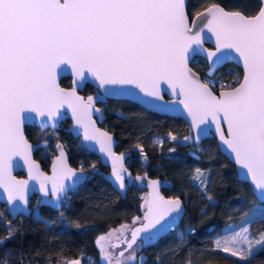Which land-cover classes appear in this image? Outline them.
<instances>
[{"label":"snow or ice","instance_id":"snow-or-ice-1","mask_svg":"<svg viewBox=\"0 0 264 264\" xmlns=\"http://www.w3.org/2000/svg\"><path fill=\"white\" fill-rule=\"evenodd\" d=\"M261 4L254 16L213 4L204 12L194 13L196 19L189 24L186 0H0V187L5 189L7 199L28 203V182L12 175L14 157L24 159L30 175L36 170L40 191L45 195L51 191L57 201L61 194L90 179L83 167L78 173L67 165L62 148L52 165V176L41 173L31 160L32 145L23 131L25 113L35 112L55 127L65 105L71 109L75 124L83 128L84 138L98 141L100 150L112 157V175L124 189L125 174L131 177V173H126L123 166V154L116 156L112 137L96 128L92 115L100 109L94 107L95 98L88 96L85 100L75 86L92 78L99 87L135 85L145 96L160 97L159 85L166 82L183 96L180 103L195 127L215 124L220 140L246 170L253 195L260 201L255 205L259 209L256 214L264 217V0ZM206 29L215 37L214 51L203 47L205 39H211L204 36ZM233 52L242 60L243 80L236 87L229 85L230 90L221 91L219 96L188 66L194 55H204L216 66L225 59L237 58ZM61 65H70L76 77L70 90L57 82V70H67ZM222 121L227 122V136ZM42 126L48 125L42 121ZM189 139L184 137L185 141ZM196 172L194 179L206 191V180L201 179L204 174L200 169ZM68 179L70 183H65ZM48 181L52 182L50 190ZM151 185L152 199L145 201L146 223L132 229L130 239L122 234L117 237L126 247L117 255L101 243L113 232L97 239L106 264L136 260L133 245L137 240L142 245L167 231L175 220L173 214L180 212L179 198L166 200L158 193L159 182L152 181ZM11 235L9 232L4 239ZM261 247L264 232L257 238L249 227L215 241L216 249L243 261L253 258ZM143 259L140 257L141 262ZM0 264H7L6 258L0 257ZM63 264L81 261L64 260ZM184 264L193 261L189 258Z\"/></svg>","mask_w":264,"mask_h":264},{"label":"trees","instance_id":"trees-1","mask_svg":"<svg viewBox=\"0 0 264 264\" xmlns=\"http://www.w3.org/2000/svg\"><path fill=\"white\" fill-rule=\"evenodd\" d=\"M206 2L189 0L188 8L193 10ZM190 65L206 82H213L209 84L214 90L234 85L242 74L238 65L228 61L217 67L213 75H206L207 63L199 55L190 60ZM60 83L69 85L70 77L62 76ZM93 89L86 83L80 91L88 93ZM98 104L105 113L102 123L119 139L116 149L129 151L128 168L133 173L147 172L161 177L163 193L180 196L184 202L185 212L179 222L154 243L140 246L139 251H144L146 256L139 264H184L189 258L193 264H264V247L257 249L249 261L215 248L216 236L224 232L228 223L246 217L252 235L259 236L264 232V217L256 214L259 209L255 205L260 201L247 181L236 176L233 163L219 150L214 136L204 137L198 144L191 137L185 141L184 137L191 135L190 127L180 116L150 110L127 98L108 97ZM69 123L65 117L58 128L44 130L35 124H25L24 132L28 139L36 141L47 139L45 134L55 131L67 150L70 164L88 170L90 179L75 187L59 209L38 204L32 195L29 204L38 208L46 219L44 224L34 223L32 212L10 217L5 204L0 202V240L3 241L0 257L6 258L7 264H50L72 258L82 261L83 252L94 253L100 262L83 239V230L112 227L140 215L145 190L132 183L123 193L117 191L101 174L107 166L71 134L67 129ZM48 140L49 143L33 152L44 169L54 153L52 141ZM197 169L204 174L201 179L206 180V191L194 179ZM9 232L11 237L4 239ZM136 262L137 259L131 264Z\"/></svg>","mask_w":264,"mask_h":264},{"label":"water","instance_id":"water-1","mask_svg":"<svg viewBox=\"0 0 264 264\" xmlns=\"http://www.w3.org/2000/svg\"><path fill=\"white\" fill-rule=\"evenodd\" d=\"M213 4H218V3H212L210 5H207L206 7L202 8L201 10L197 11L196 13H200V12H204L206 8L212 6ZM220 5V4H219ZM221 7H223L222 5H220ZM262 6V4H261ZM260 6V7H261ZM224 8V7H223ZM260 9V8H259ZM258 9V11H259ZM225 10H227L225 8ZM227 11H232V10H227ZM233 11H237V10H233ZM258 11L253 14V15H247V16H254L256 14H258ZM196 19V17L193 15L191 19H189V24L192 23V21ZM197 24H199V20H197ZM205 37H209L211 36V39H205L203 47L209 50H215V37L214 35H212L210 32H208V30H205L204 33ZM195 47V46H194ZM234 57L237 58H232V59H225L224 62L213 66L211 64V62L204 56V55H199L201 57H203L206 62H207V67L205 69V74L206 75H213L214 71L216 70L217 67H219L220 65H222L225 62L228 61H232L235 64H237L241 70H242V74L240 79L234 84L231 85L232 87H236L238 86V82L243 80V75H244V68H243V63L242 60H240L238 58V54H235L233 52L232 54ZM195 56V55H194ZM193 58L190 57L189 58V63L188 66L193 70V72L196 73V75L200 78V80L204 83H208L206 82L204 79H202L200 73H198L191 65H190V60ZM61 68H67L66 71H60L59 69L57 70V82L59 83L61 88L70 90L72 89L75 85L73 84V81L76 79V77L74 76L72 70H71V66L70 65H61ZM68 75L70 77V84L69 85H62L60 83V78L62 76ZM86 83H90L94 89L91 92L88 93H82L80 91V89H82V87L86 84ZM84 83L82 86H75L76 87V92L79 96L84 97L85 100L87 99L88 96H93L95 98V104L94 107L100 109V112H94L92 115V119L95 121V126L96 128H98L101 132H107L111 137H112V151L115 153L116 156H120L121 154H123V166L126 169V173H131V177L127 176L125 174V188L126 186L135 183L138 187L143 188L145 190V197L142 201V206L140 209V217L141 220L134 223L130 229L128 230V232L124 235V237L127 238H131V230L135 229V228H139L141 227V225L143 223H146L145 215L147 212V208L145 205V201L146 200H151L152 196H153V188L151 185L152 181H158L159 182V187H158V193L160 196H162L164 199L166 200H171V199H175V198H179V200L181 201V210L178 214H173L175 217L174 222L172 223V226L170 228L167 229V231L163 232L162 234H160L159 236L151 239V240H145V242L142 244V246H146L148 244L154 243L155 241H157V239L159 237H161L162 235H164L165 233H167L170 229H172L181 219V217L183 216L184 212H185V206H184V202L182 200V198L180 196L177 195H165L162 191V185H163V179L159 176H151L149 175L147 172H138V173H133L128 166L126 165V161H127V157L129 154V151L127 150H117L116 149V144L118 142V138L114 135V133L108 129V127L103 124V119H104V111L102 109V107L98 104L101 100H105L108 97H115V98H127L130 99L132 101H135L139 104H141L142 106L159 112V113H165V114H169V115H176V116H180L190 127V133H191V140L193 141V143L198 144L204 137L207 136H214L215 140L217 142L218 148L219 150L233 163L234 165V170H235V174L238 178L247 181V183L250 186V189L253 193L254 187L251 184L250 178H247L245 176V171L244 169H242L240 167V165H238L235 161L234 158V154L231 153L230 150L227 149L226 145H224V143L220 140L219 138V133L216 130V126L214 123H210L208 125H200L199 128L195 127L192 121V117L189 114L188 110L184 107V105L182 103H180V101L183 99V96L178 92V91H173L171 86L168 85L166 82H161V84L159 85L160 88V97H148L145 96L143 93L139 92V89H137L135 87V85H108L105 87H99L98 86V81L93 80L92 78H89V80ZM209 84V83H208ZM209 87L210 84H209ZM212 91L219 96L221 91H228L230 90V88L228 86H223V87H219L217 88V90H214L211 87ZM60 113L61 115L57 118L56 121V125L55 127L51 126V121H47L46 118H42L40 117L38 114H36L35 112H29V113H25L26 119L24 121V125L25 124H35L39 127L40 130H44L46 128H50V129H56L59 127V123L60 120L67 117L70 121V123L67 126V129H69V131L71 132V134L75 137H78V139L82 142V144L84 145V147L86 149H88L89 151L94 152L98 158L99 161L107 166V170H102L101 174L104 178H106L111 185L120 193H123L124 189H120L118 187L117 182L114 180V177L112 175V164H113V159L112 157H109L105 152H102L100 150V143L98 141L95 140H86L84 138V131L83 128L79 125L75 124V118L72 115V111L71 109L65 105L64 107H62L60 109ZM42 121H45L47 123L48 126H42ZM24 125H23V131H24ZM221 126L224 129V133L225 136L228 135V131H227V122L226 121H222ZM24 135L26 137V134L24 132ZM199 136V139H197L196 137ZM26 139L28 140L29 144L32 145V151H31V160L32 162H34L35 165L38 166V170L43 173L46 176H52L53 175V168L52 165L54 162H56L57 157L60 155L61 152V148L63 149L64 153H65V159H66V163L67 165L77 171L79 173L81 168L75 167L74 165L70 164L69 160H68V153L67 150L65 149L62 141L60 139H57L52 143V148H53V155L50 158L49 164L47 169L42 168L40 161L34 157L33 152L37 147L40 146H44L47 143H49L48 139H40V140H30L26 137ZM58 145L60 147H58ZM13 166H12V175L15 177L16 180H24L28 182L27 185V192H26V196H27V204H24L22 201L20 200H16L14 202H10L7 199V194L6 191L3 187H0V202L5 204L6 210L9 213L10 217H15L19 214H23V215H28L31 214L32 212V207L30 206L29 202H30V197L32 195L36 196L37 199V203L38 204H45L48 205L54 209H59L61 207L62 204V198L65 195L61 194V200L57 201L55 199V197L51 194V191H49V193L47 195H45L44 192L40 191L39 189V185H40V181L38 179L35 178V169L33 170L32 175H30L29 173V166L28 164L24 161V159L22 157H14L13 158ZM119 161L117 162V166H119ZM20 171L21 174H18L17 172ZM84 173L85 175H87L88 177L90 176V173L87 172L84 169ZM136 176H142L144 177V179L142 180H134L133 178ZM83 182V181H82ZM82 182L78 183L76 185V187L81 184ZM51 181L47 182V187L49 188V190L51 189ZM65 183H70V179L66 180ZM75 189V188H74ZM72 190V189H69ZM68 190V191H69ZM256 198V196H255ZM257 199V198H256ZM258 200V199H257ZM259 201V200H258ZM142 236H144L145 234H141ZM140 240V239H138ZM113 245L115 246H120L117 249V254L122 251L126 245L121 244L120 240L118 239L116 242L113 243Z\"/></svg>","mask_w":264,"mask_h":264},{"label":"rangeland","instance_id":"rangeland-1","mask_svg":"<svg viewBox=\"0 0 264 264\" xmlns=\"http://www.w3.org/2000/svg\"><path fill=\"white\" fill-rule=\"evenodd\" d=\"M220 84H223V82H219ZM191 137V135L189 136ZM44 138L50 139L52 142L57 140L58 138H56V132L55 131H50L49 133L45 134ZM88 171V170H87ZM260 203H257L256 205H259ZM32 215L33 218L35 219L34 223H39L40 221L38 219L42 218L39 210L37 207L33 206L32 207ZM141 220L140 215H135L132 217L130 222H123L120 224H117L115 226L112 227H87L83 230V239L86 241V243L89 245L90 249L94 250L98 256V259L100 261L101 264H106V261L102 260L101 258V250L99 245H97L96 241L100 236H106L108 235L109 232H113V236L111 238H109L106 241H102L101 243H104L106 247H108V251L113 252L114 254H117V247L115 248L110 247L109 245H111V240L115 237H117L118 235H120L121 233L127 232L130 227ZM121 226H126L125 228H121ZM241 227H247V222H246V217H243L241 220L233 222V223H228L224 232L221 233L220 235L216 236V240L224 237L226 235H231L233 232H238L240 230ZM115 230V231H114ZM258 238V236H256ZM137 245L141 246V241L137 240ZM137 245H133V250H135L136 256H137V264H139L141 262L140 257L145 258L146 254L144 251H139L140 247H137ZM229 247H231V245H229ZM256 246L254 245V248ZM132 251V250H129ZM118 255V254H117ZM125 255H128V252L125 253ZM79 258H72L69 259V261L71 260H77ZM80 260V259H79ZM81 261V260H80ZM133 263V261L128 262V264ZM50 264H63V262L60 263H50ZM81 264H83V262L81 261Z\"/></svg>","mask_w":264,"mask_h":264},{"label":"flooded vegetation","instance_id":"flooded-vegetation-1","mask_svg":"<svg viewBox=\"0 0 264 264\" xmlns=\"http://www.w3.org/2000/svg\"><path fill=\"white\" fill-rule=\"evenodd\" d=\"M188 1L189 0H186V11H187L189 19L192 18L194 13H196L197 11L201 10L202 8H204L207 5H210L212 3H218V4L222 5L224 8H226L227 10H232V11L237 10V11L243 12L245 15L255 14L261 6V0H206L207 2L204 3L201 7H198V8L194 7L193 10H189ZM102 101H104V100H101L100 103ZM127 232H124L121 234L124 236ZM121 234L118 235L117 237L121 236ZM117 237H115L111 240V245H113V243L118 240ZM119 247H117V248H119ZM113 248H115V247H113Z\"/></svg>","mask_w":264,"mask_h":264},{"label":"built area","instance_id":"built-area-1","mask_svg":"<svg viewBox=\"0 0 264 264\" xmlns=\"http://www.w3.org/2000/svg\"><path fill=\"white\" fill-rule=\"evenodd\" d=\"M87 171V170H86ZM69 190L65 193V195L62 198V201L65 199V203L68 201L67 196L73 191ZM80 257L82 259L83 264H89V260L91 261V264H101L97 261V258L95 257L94 253L92 252H83L80 254Z\"/></svg>","mask_w":264,"mask_h":264},{"label":"crops","instance_id":"crops-1","mask_svg":"<svg viewBox=\"0 0 264 264\" xmlns=\"http://www.w3.org/2000/svg\"><path fill=\"white\" fill-rule=\"evenodd\" d=\"M42 216V215H41ZM40 224H44L46 219L42 216V218L38 219Z\"/></svg>","mask_w":264,"mask_h":264},{"label":"clouds","instance_id":"clouds-1","mask_svg":"<svg viewBox=\"0 0 264 264\" xmlns=\"http://www.w3.org/2000/svg\"><path fill=\"white\" fill-rule=\"evenodd\" d=\"M88 172V171H87Z\"/></svg>","mask_w":264,"mask_h":264}]
</instances>
